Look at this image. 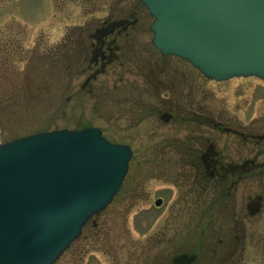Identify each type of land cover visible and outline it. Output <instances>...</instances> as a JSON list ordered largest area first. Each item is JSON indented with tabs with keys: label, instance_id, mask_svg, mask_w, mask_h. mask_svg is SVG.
I'll list each match as a JSON object with an SVG mask.
<instances>
[{
	"label": "rangeland",
	"instance_id": "rangeland-1",
	"mask_svg": "<svg viewBox=\"0 0 264 264\" xmlns=\"http://www.w3.org/2000/svg\"><path fill=\"white\" fill-rule=\"evenodd\" d=\"M119 20L135 21L118 40L120 59L94 79L89 36ZM152 23L137 0H0V144L96 127L133 150L113 202L55 264H172L184 253H199L198 264H264V204L254 217L247 210L250 197H264V168L237 188L234 176L213 179L201 201L184 198V184L201 188L184 143L195 155L215 144L232 165L239 154L264 162V80L217 82L162 56Z\"/></svg>",
	"mask_w": 264,
	"mask_h": 264
},
{
	"label": "water",
	"instance_id": "water-1",
	"mask_svg": "<svg viewBox=\"0 0 264 264\" xmlns=\"http://www.w3.org/2000/svg\"><path fill=\"white\" fill-rule=\"evenodd\" d=\"M139 1L154 17L153 43L163 55L185 59L216 81L264 80V0ZM132 154L98 128L0 144V264H55L113 202ZM193 260L182 255L175 263Z\"/></svg>",
	"mask_w": 264,
	"mask_h": 264
},
{
	"label": "flooded vegetation",
	"instance_id": "flooded-vegetation-1",
	"mask_svg": "<svg viewBox=\"0 0 264 264\" xmlns=\"http://www.w3.org/2000/svg\"><path fill=\"white\" fill-rule=\"evenodd\" d=\"M119 22H122L123 25L113 27L115 23ZM133 22H130L128 20H119L113 23H104V25H102L100 28H97L89 36L90 43L87 51V70L92 72V78L95 79L98 74L106 73L109 67L114 66L117 61H119L120 47L117 46L118 40L122 38L124 34L126 35L128 26ZM86 84H88V82ZM165 87H167V85H163L160 88L164 90ZM161 118L166 123H171L175 119L170 113L161 116ZM217 128L220 129L222 132L227 133L228 135H230L231 133L239 135V137L243 138L242 140L245 144L250 143L251 138L253 137L252 135H248L244 132H237L236 130H232L231 128L223 129L218 125ZM259 139L264 140V137H259ZM186 145L187 143H184V156L188 159V164H186L187 166H185L187 168L189 166V168H192L193 172L197 173L195 175L197 176V178H195L196 182H194V185L197 184L196 186L201 188L187 189V184H184V187H186L184 191V198H192L194 197L195 193H197L195 196L198 197L197 200L201 201L202 194L210 192L207 190L211 189V185L208 182H212L213 179L216 180L218 183H221L218 179H220L221 181L225 180L229 176H234L236 177L234 182V188H237V183H240L241 181L247 179H251L252 175H254V171H263L262 168H264V162L259 165L256 159L246 157V155L241 156L240 154L238 155L240 160L237 165L225 163L224 158H226V155L221 150L217 149L215 144H212L207 151H203L202 153L200 151V153L197 155L187 153ZM188 149L190 148L188 147ZM247 149V154L250 155L252 153L251 149L247 147L244 150L247 151ZM194 160L195 162L193 163ZM189 185H191V182H189ZM259 198H261V201H259V203L261 204V209L259 210V212H257V214H253L256 211L255 209L257 208V202ZM263 202L264 197L262 196H258L256 197V199H252L251 197L249 198V202L247 204L249 217H254L262 212L264 204ZM182 255H188L189 257L194 258V260L190 264H198L200 258L202 257L199 253L192 255L184 253L177 255L173 259L172 264H176L175 260Z\"/></svg>",
	"mask_w": 264,
	"mask_h": 264
},
{
	"label": "trees",
	"instance_id": "trees-1",
	"mask_svg": "<svg viewBox=\"0 0 264 264\" xmlns=\"http://www.w3.org/2000/svg\"><path fill=\"white\" fill-rule=\"evenodd\" d=\"M17 54H18V53H17ZM17 54L15 53V55H14L13 57H14V58H15V56L18 57ZM9 71H10V69H9ZM15 81H16V80H12V81H10V86H11V87H13V86L15 85ZM6 99H7V98H6Z\"/></svg>",
	"mask_w": 264,
	"mask_h": 264
}]
</instances>
